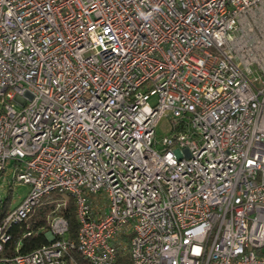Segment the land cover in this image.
Instances as JSON below:
<instances>
[{
	"label": "built area",
	"instance_id": "2783aa9c",
	"mask_svg": "<svg viewBox=\"0 0 264 264\" xmlns=\"http://www.w3.org/2000/svg\"><path fill=\"white\" fill-rule=\"evenodd\" d=\"M12 162L29 188L0 264H264V0H0ZM53 191L75 237L50 215L48 243L4 256Z\"/></svg>",
	"mask_w": 264,
	"mask_h": 264
},
{
	"label": "trees",
	"instance_id": "16d2710c",
	"mask_svg": "<svg viewBox=\"0 0 264 264\" xmlns=\"http://www.w3.org/2000/svg\"><path fill=\"white\" fill-rule=\"evenodd\" d=\"M62 197L67 198L64 204L61 200ZM60 200V201H59ZM13 207H10L8 200H0V219L10 212ZM75 202L74 198L69 194L53 191L42 198L41 202L30 211L28 217L21 223L16 224L12 228L11 239L4 245L3 255L12 256L16 251L19 253H28L42 245L48 243L45 237L48 224L47 218L50 215H60L67 220L68 233L65 234L66 238H74L78 223L75 217ZM26 233H29L25 235ZM78 258L77 254L75 258ZM83 264V262H82ZM116 264H131L126 255H121L117 258Z\"/></svg>",
	"mask_w": 264,
	"mask_h": 264
},
{
	"label": "rangeland",
	"instance_id": "374dc122",
	"mask_svg": "<svg viewBox=\"0 0 264 264\" xmlns=\"http://www.w3.org/2000/svg\"><path fill=\"white\" fill-rule=\"evenodd\" d=\"M154 101L151 99V102ZM169 122L167 118L163 117L159 120L156 126V137L160 140L163 136L169 135ZM15 170H13V162L9 163L6 169L8 183L5 187L0 188V200H8L10 207H14L28 191V185L12 181ZM62 202L65 204L67 198L62 197ZM60 201V200H59Z\"/></svg>",
	"mask_w": 264,
	"mask_h": 264
},
{
	"label": "crops",
	"instance_id": "0c3cea01",
	"mask_svg": "<svg viewBox=\"0 0 264 264\" xmlns=\"http://www.w3.org/2000/svg\"><path fill=\"white\" fill-rule=\"evenodd\" d=\"M0 188L2 187H5L8 183V178H7V174H6V170L4 173L0 174Z\"/></svg>",
	"mask_w": 264,
	"mask_h": 264
}]
</instances>
